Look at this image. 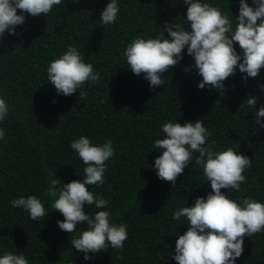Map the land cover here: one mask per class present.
I'll return each instance as SVG.
<instances>
[{
  "label": "trees",
  "instance_id": "16d2710c",
  "mask_svg": "<svg viewBox=\"0 0 264 264\" xmlns=\"http://www.w3.org/2000/svg\"><path fill=\"white\" fill-rule=\"evenodd\" d=\"M108 2L62 0L44 17L26 16L17 35L0 42V96L10 109L0 122L5 131L0 139V256L5 251L22 254L29 264H176L175 241L188 226L186 218L174 221L172 214L192 206L197 197L206 198L211 188L194 161L177 177L175 187L157 177L153 165L161 153L154 141L164 138L165 122L201 119L215 151L231 147L248 156L252 162L243 173L247 179L241 191H221L237 201L246 195L264 203V128L255 126L254 113L242 104L248 95L258 98L257 107L264 104V90L258 87L264 84V68L247 81L237 69L224 81L223 92L200 89L201 77L194 70L183 71L194 63L185 49L183 60L164 73L167 83L151 89L142 75L128 69L123 52L137 37L161 34L166 21L175 19L187 28V5L183 0H117L116 22L103 25L100 12ZM202 2L233 21L232 15L239 14V0ZM69 46L100 74L96 84L86 83L83 98L79 89L72 96L58 95L47 78L49 62ZM82 135L94 145L112 141L114 155L106 161L103 185L87 187L108 201L102 210L111 213L112 222L125 224L128 236L123 250L109 246L90 260L59 229L57 221L64 217L52 207L54 198L46 195L51 179L61 184L83 181L85 165L70 147ZM29 195L39 197L49 212L44 221H33L27 211L11 206L13 199ZM85 211L99 210L86 205ZM83 230L85 224L76 226V232ZM235 264H264V230L244 238Z\"/></svg>",
  "mask_w": 264,
  "mask_h": 264
},
{
  "label": "clouds",
  "instance_id": "9594fccd",
  "mask_svg": "<svg viewBox=\"0 0 264 264\" xmlns=\"http://www.w3.org/2000/svg\"><path fill=\"white\" fill-rule=\"evenodd\" d=\"M61 2L0 0V42L6 35L16 36L17 26L25 23L26 16L44 17ZM183 2L187 5V28L175 19L166 21L159 26L163 31L155 38L137 37L126 46L123 56L134 75H142L151 89L165 85L164 73L183 60L185 49L194 63L183 71L194 70L201 77L200 89L208 86L223 92L224 81L234 76L237 69L244 81L260 75L264 68V0H251V4L239 0V14L232 15L234 21L218 7L202 0ZM119 12L117 0H110L100 12L101 23L114 24ZM235 45L239 46V52ZM47 78L58 95L72 96L79 89V98H83L87 95L86 83L96 84L100 74L92 64L83 62L76 47L69 46L61 56L49 62ZM258 87L264 90V84ZM257 100L255 95H248L242 104L254 113L255 126L264 128V104L257 107ZM9 111L8 102L0 96V122L7 118ZM161 130L164 138L154 141V147L161 153L153 165L157 177L175 187L177 177L194 161L202 167L211 188L206 198L197 197L192 206L173 212L172 220L180 221L184 217L188 227L182 235H177L172 259L176 264H235L242 255L244 238L264 230V203L246 195L237 201L221 190L240 192L247 179L243 173L252 160L231 147L215 151V142L208 143L211 132L201 119L183 124L165 122ZM4 137L5 131L0 128V139ZM70 147L85 165L83 181L61 184V180L51 179L46 189V195L54 198L55 212L64 217L57 221L59 229L72 236L71 245L84 254V260L92 259L109 246L123 250V242L128 238L127 226L112 222L111 213L102 210L108 207V201L94 195L87 187L103 185L106 161L114 155L112 141L94 145L82 135L73 140ZM194 153H198L195 159ZM86 205L99 211L89 214L85 211ZM11 206L27 211L33 221H44L49 214L35 195L13 199ZM78 224H85L86 230L76 232ZM74 233L79 234L73 236ZM0 264H29V261L22 254L5 251L0 256Z\"/></svg>",
  "mask_w": 264,
  "mask_h": 264
}]
</instances>
